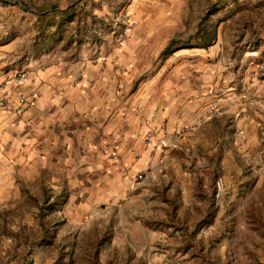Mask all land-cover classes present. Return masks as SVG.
<instances>
[{
	"label": "rangeland",
	"instance_id": "374dc122",
	"mask_svg": "<svg viewBox=\"0 0 264 264\" xmlns=\"http://www.w3.org/2000/svg\"><path fill=\"white\" fill-rule=\"evenodd\" d=\"M57 50L123 51L154 95L183 70L189 126L148 128L83 215L0 187V264H264V0H0L10 62Z\"/></svg>",
	"mask_w": 264,
	"mask_h": 264
},
{
	"label": "crops",
	"instance_id": "0c3cea01",
	"mask_svg": "<svg viewBox=\"0 0 264 264\" xmlns=\"http://www.w3.org/2000/svg\"><path fill=\"white\" fill-rule=\"evenodd\" d=\"M12 55L0 52V187L13 198L40 184L51 190L48 203L63 205L58 214L83 215L122 192L108 193L109 183H120L132 159L145 154L148 128L162 134L166 118L169 132L189 126L171 110L192 97L183 90L188 77L171 78L183 70L173 69L154 95L148 83L136 84L123 51L57 50L16 64ZM19 63L26 73L17 83Z\"/></svg>",
	"mask_w": 264,
	"mask_h": 264
},
{
	"label": "built area",
	"instance_id": "2783aa9c",
	"mask_svg": "<svg viewBox=\"0 0 264 264\" xmlns=\"http://www.w3.org/2000/svg\"><path fill=\"white\" fill-rule=\"evenodd\" d=\"M24 75H25V74L20 73V74H18L17 76L15 75L13 79H14L15 82L19 83V82L22 80V78L24 77ZM2 105H3V107L6 108V109L9 108V106H8L7 103H3Z\"/></svg>",
	"mask_w": 264,
	"mask_h": 264
},
{
	"label": "trees",
	"instance_id": "16d2710c",
	"mask_svg": "<svg viewBox=\"0 0 264 264\" xmlns=\"http://www.w3.org/2000/svg\"><path fill=\"white\" fill-rule=\"evenodd\" d=\"M207 44H210V43H207Z\"/></svg>",
	"mask_w": 264,
	"mask_h": 264
}]
</instances>
